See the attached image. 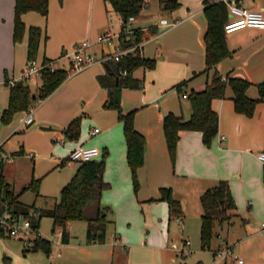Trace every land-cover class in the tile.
Here are the masks:
<instances>
[{"label":"crops","instance_id":"obj_1","mask_svg":"<svg viewBox=\"0 0 264 264\" xmlns=\"http://www.w3.org/2000/svg\"><path fill=\"white\" fill-rule=\"evenodd\" d=\"M161 1L148 0L143 12L129 22L130 28L142 32V55L156 59L154 68L141 67L135 71L134 75L141 79L140 87L121 89L123 110H136L135 126L146 138L145 163L139 169L140 186L135 191L123 122L118 111L109 107L114 100H111L112 92L114 97L115 93L100 80L109 72L107 62L102 59L112 47L99 43L98 39L105 32L113 31L119 40L123 28L121 15L107 0H50L47 15L35 10L23 14L27 30L24 39L17 42L14 40L16 0H0V145L13 156L12 161L0 162V178L4 177L19 192L35 175L32 173L16 190L6 171L7 165L16 159L33 161L32 171L38 169L42 177L69 165L72 172L57 191L51 195L40 192L32 201L37 207H53L61 189L79 166V162L73 163L69 158L70 151L78 144H85L101 150L97 159L106 154L104 178L110 186L101 199L108 218L105 239L90 240L86 220H83L86 235L81 238L80 247L73 244L76 240L67 229L73 221L65 229L67 241H63L62 235L58 240L49 236L50 231L57 234L53 226L51 230L42 228L46 238L53 240V250L50 255L46 254L49 264H237L235 256L243 258L244 264L259 261L264 264V162L257 156L264 150V100L257 103L252 115L239 112L233 90L227 85L225 95L212 101L219 115V131L212 144L204 143L201 131H182L174 162L164 131V117L170 112L183 119L191 117L189 94L193 89L205 88L216 72L224 78L248 79L252 84L247 95L259 97L258 84L264 81V28L245 27L227 33V45L232 54L208 68L204 36L209 21L205 0H178L180 6L174 10L164 8ZM240 1L243 6L264 13V0ZM231 18L229 10V20ZM162 19H167L168 24H162ZM30 26L43 30L37 64L42 65L48 58L51 68L65 69L69 74L45 98L38 91L42 85L40 74L32 75L25 83L36 94L30 107L33 123H22L29 108L18 111L10 123L3 125L1 117L10 98L6 81L20 76L28 67ZM85 40L92 41L90 51L96 61L72 72L71 52ZM183 82L185 84L179 88ZM77 117H82L80 136L69 140L64 131ZM95 127L100 131L91 134ZM59 139L64 142H58ZM222 179L230 183L240 218L233 224L218 225L216 237L221 241L214 239L212 249H205L201 245V195ZM163 187H171L173 195L182 201L183 214L171 213L169 203L162 198ZM177 216L181 217V222ZM197 221L202 251L188 259V254L180 255L176 247L186 238L191 240L189 247L192 245L186 228ZM8 239L21 242L16 238H0V245ZM246 240L250 245L258 244L252 250L258 252L259 260H253L248 253L235 252L238 242ZM21 245L24 256L35 252L25 253L23 243ZM225 247H231L234 255L217 257V251ZM190 253L192 255L194 249ZM4 258L11 260L5 252ZM19 258L27 262L25 257Z\"/></svg>","mask_w":264,"mask_h":264},{"label":"trees","instance_id":"obj_2","mask_svg":"<svg viewBox=\"0 0 264 264\" xmlns=\"http://www.w3.org/2000/svg\"><path fill=\"white\" fill-rule=\"evenodd\" d=\"M50 0H16L15 5V25L14 40L19 42L24 39L27 26L23 20V14L30 10H35L43 15L49 12ZM114 11L119 13L126 22L130 17L139 16L148 0H107ZM162 6L174 10L180 6L178 0H162ZM205 12L209 25L205 33L206 61L207 67L216 66L220 61L229 57L232 52L227 45L225 24L229 21V7L221 1L205 0ZM43 35V30L39 26L29 27L28 38V65L37 60L39 45ZM142 40V32L135 29L134 32H121V42L123 46H130ZM51 60L46 58L40 71L42 85L38 91L42 98L53 93L67 78L68 71L65 69H53L50 67ZM115 74L108 72L101 76V83L108 85L114 90V100L109 103V107L118 111L119 119L123 122L124 133L127 142V159L132 172L135 191H138L139 169L145 163L146 138L135 126L136 110L125 112L121 103V89L123 87H140L141 79L134 74L141 67L154 68L156 59L145 57L142 54L131 53L120 60H109ZM127 69L126 75H121V70ZM115 75H119V83H116ZM10 87L9 104L4 109L2 121L9 123L18 111L29 109L34 102L31 87L20 81ZM185 82L179 84L181 88ZM251 81L244 77L233 76L224 78L216 72L205 88L193 89L189 94L192 105V115L189 119L170 112L164 117V131L172 161L176 160L178 143L182 131L198 130L203 134V141L207 146L212 144L213 139L219 131V115L212 107V101L216 97H223L227 85L233 90V99L237 111L252 115L257 103L264 100V81L258 84L259 97L251 98L247 95V90L251 86ZM82 117H77L65 129V136L69 140H77L81 133ZM106 166V154L100 159H92L79 162L77 171L69 182L61 189L59 200L53 207H37L35 203H26L20 197L25 191H32L35 195L40 194L41 178L33 177L21 191L16 192L10 183L0 178V201L18 212H23L31 217L35 226L41 224L43 217L53 219V230L62 228L63 241L68 240L66 226L75 220L88 221L87 236L90 240L103 241L107 232L108 218L106 208L101 205L102 194L110 183L105 180L104 172ZM162 198L167 200L173 215L183 214L184 208L181 200L173 195L171 187H163ZM203 214L201 222V245L205 249H212L213 242L217 236V226L225 223H234L240 214L236 212L237 203L233 196L228 180L222 179L216 185L209 187L202 195ZM91 203H96L97 211L94 216L87 214V207ZM32 213V214H31ZM244 219V218H242ZM43 250L50 255L53 250L52 241L46 237L37 240L32 249H24V252Z\"/></svg>","mask_w":264,"mask_h":264},{"label":"built area","instance_id":"obj_3","mask_svg":"<svg viewBox=\"0 0 264 264\" xmlns=\"http://www.w3.org/2000/svg\"><path fill=\"white\" fill-rule=\"evenodd\" d=\"M224 2L228 5L232 18L225 24L226 33L233 32L238 29L245 27H257L264 28V13L260 10H251L248 7H245L241 4L240 0H217ZM134 17H130L128 22L122 21L123 32H134L135 29L129 27V22L133 20ZM162 24H168L167 19L161 20ZM118 39V35L113 31H107L101 35L98 39L99 43L103 45H108L112 47V50H106V53L103 57V61L108 62L109 60L118 61L124 56H128L131 53L142 54L143 52V41L133 43L130 46H123L121 42V34ZM93 43L91 40H85L78 45H76L71 52V71H79L96 61V57L90 51ZM43 67L42 65L37 64V60H34L26 70L18 77L10 78L9 84L15 85L20 81L28 80L34 74H40V71ZM127 69L121 70V75H126ZM187 94H185L186 96ZM34 121L33 108L29 109L28 114L23 118L22 123L32 124ZM100 131L99 127L92 129L91 134H96ZM225 138V135L221 136ZM60 143H63V139H59ZM101 154V150L96 146H89L85 144H78L74 147L69 154V158L75 162H81L86 160H92L97 158ZM30 154L29 156H33ZM258 158L264 162V150L258 152ZM5 159L12 161L13 156L7 154L0 145V162ZM0 185V189H1ZM32 214V213H31ZM178 221H182L180 216H177ZM264 227V221L262 222ZM56 233L62 235V228H57ZM46 237L44 231L39 227L35 226L33 220L30 216L23 212L14 211L6 202L0 201V238H16L19 239L24 246V249H32L36 245V242L39 238ZM52 242V238H48ZM191 243L190 238L184 239L180 246L176 247L177 252L180 255L191 252L189 245ZM217 257H226L227 255H234V251L231 247H225L216 253ZM237 264H244L245 261L239 256H235Z\"/></svg>","mask_w":264,"mask_h":264},{"label":"rangeland","instance_id":"obj_4","mask_svg":"<svg viewBox=\"0 0 264 264\" xmlns=\"http://www.w3.org/2000/svg\"><path fill=\"white\" fill-rule=\"evenodd\" d=\"M183 87V86H182ZM181 87V88H182ZM14 118V117H13ZM13 120V119H12ZM10 123V122H9ZM1 124H8V123H4L2 121V117H1ZM99 158H102V156H100ZM75 163V161L73 162ZM45 166L48 164L44 163ZM68 164H70V162H68ZM107 166V163H106ZM105 166V168H106ZM33 161H31L30 159L28 160H20L19 158L16 159V161L14 163H9L7 165V173H8V177L10 178L12 184H15V188L16 190H18L22 185H24L28 179L30 178V176L35 175V177H40L43 178L41 181V186H40V192L42 194H46V195H51L53 194L55 191H57L59 189V186L61 185V183H63L64 181L68 180L67 177H69L70 173L72 172V168L68 166H64L61 167V169L58 170H53L50 173H48L46 176L42 177V174L38 173L39 170L37 169V171H32L33 169ZM36 197V195L32 192V191H26L25 193L22 194L21 199L25 202L28 203H32V201L34 200V198ZM96 203H91L88 208H87V214L94 216L96 214L95 209H96ZM42 225V226H41ZM83 225V226H82ZM199 222H191L190 225L186 228L190 237L192 238V245L189 247L192 251V249H194V253L192 255L190 252L186 253L188 254V259L190 257H193L196 253L201 252V245H200V229H199ZM53 226V221L50 217H43L41 220V224H40V228H45L48 230H51ZM86 222L83 220H75L71 223V226H68V232H70V234L73 235L74 239L76 241H74V245L80 247L81 246V238L86 235ZM43 230V229H42ZM57 230V229H56ZM221 229H219L220 231ZM179 231L181 232L182 229H179ZM51 233H49V236H51L52 238L55 239H59L58 234L52 233V231H50ZM224 233V235L226 234V228H224V230L222 231ZM187 234V232H186ZM188 235V234H187ZM187 237V236H186ZM11 239L6 240V242H3L0 245V251H1V257H0V264H49V258L46 255V253L43 250H37L35 252H31L28 253L26 256H24V253L21 252L20 247L22 246L21 242L18 241H10ZM215 240L217 241H221V238L218 239L217 237H215ZM249 241V240H248ZM247 240L246 241H242V242H238L235 252L238 254H244L247 253L250 254V258H252L253 260H255L257 258V260H259L258 257V252H254L252 250V247H258V244L252 243L251 245L249 244ZM179 245H181V240L179 241ZM249 251V252H247ZM4 252L6 253V255L11 257V260H5L4 258ZM25 257L27 262H24L22 258L19 257ZM179 256V257H178ZM177 258H181L180 255H178ZM248 256V257H249ZM260 262V261H259ZM258 262V264H259ZM261 263V262H260Z\"/></svg>","mask_w":264,"mask_h":264},{"label":"water","instance_id":"obj_5","mask_svg":"<svg viewBox=\"0 0 264 264\" xmlns=\"http://www.w3.org/2000/svg\"><path fill=\"white\" fill-rule=\"evenodd\" d=\"M108 71L112 74H115L114 70L112 69L111 65L107 62L105 63ZM115 78H116V83L118 84L119 83V75H115ZM33 98H36V94H33ZM114 96H113V92H112V96H111V100H113Z\"/></svg>","mask_w":264,"mask_h":264}]
</instances>
